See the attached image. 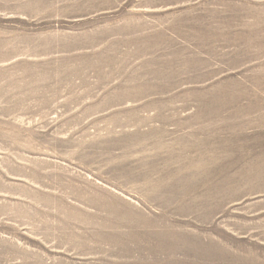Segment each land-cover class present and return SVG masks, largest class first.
I'll return each instance as SVG.
<instances>
[{"label": "rangeland", "instance_id": "rangeland-1", "mask_svg": "<svg viewBox=\"0 0 264 264\" xmlns=\"http://www.w3.org/2000/svg\"><path fill=\"white\" fill-rule=\"evenodd\" d=\"M0 264H264V0H0Z\"/></svg>", "mask_w": 264, "mask_h": 264}]
</instances>
